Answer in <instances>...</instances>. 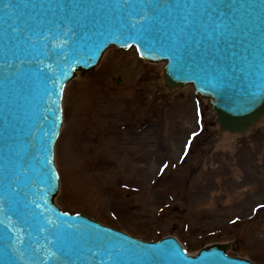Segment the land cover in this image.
Listing matches in <instances>:
<instances>
[{"label": "water", "instance_id": "water-1", "mask_svg": "<svg viewBox=\"0 0 264 264\" xmlns=\"http://www.w3.org/2000/svg\"><path fill=\"white\" fill-rule=\"evenodd\" d=\"M110 46L165 62L163 86H192L219 133L264 117V0H0V264H251L226 245L190 258L171 238L142 243L53 205L63 88Z\"/></svg>", "mask_w": 264, "mask_h": 264}, {"label": "rangeland", "instance_id": "rangeland-1", "mask_svg": "<svg viewBox=\"0 0 264 264\" xmlns=\"http://www.w3.org/2000/svg\"><path fill=\"white\" fill-rule=\"evenodd\" d=\"M161 68L110 49L67 85L56 205L141 241L172 236L190 255L228 244L264 264V120L228 140L191 88L164 89Z\"/></svg>", "mask_w": 264, "mask_h": 264}, {"label": "bare ground", "instance_id": "bare-ground-1", "mask_svg": "<svg viewBox=\"0 0 264 264\" xmlns=\"http://www.w3.org/2000/svg\"><path fill=\"white\" fill-rule=\"evenodd\" d=\"M225 137H227L228 140L234 138V136H227V135Z\"/></svg>", "mask_w": 264, "mask_h": 264}, {"label": "snow or ice", "instance_id": "snow-or-ice-1", "mask_svg": "<svg viewBox=\"0 0 264 264\" xmlns=\"http://www.w3.org/2000/svg\"><path fill=\"white\" fill-rule=\"evenodd\" d=\"M193 135L195 136L196 135V133H193ZM191 143V141H189V144ZM165 168L167 167V165H165L164 166ZM162 171H163V169H162Z\"/></svg>", "mask_w": 264, "mask_h": 264}]
</instances>
